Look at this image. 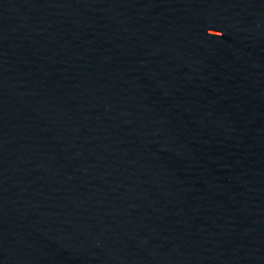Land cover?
<instances>
[{
	"label": "water",
	"instance_id": "obj_1",
	"mask_svg": "<svg viewBox=\"0 0 264 264\" xmlns=\"http://www.w3.org/2000/svg\"><path fill=\"white\" fill-rule=\"evenodd\" d=\"M264 41V0H0V49Z\"/></svg>",
	"mask_w": 264,
	"mask_h": 264
}]
</instances>
